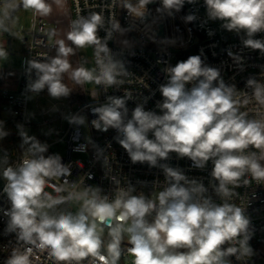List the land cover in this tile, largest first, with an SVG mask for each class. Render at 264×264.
I'll list each match as a JSON object with an SVG mask.
<instances>
[{
	"label": "clouds",
	"instance_id": "clouds-1",
	"mask_svg": "<svg viewBox=\"0 0 264 264\" xmlns=\"http://www.w3.org/2000/svg\"><path fill=\"white\" fill-rule=\"evenodd\" d=\"M152 2L113 0V5L119 3L129 16L143 22L148 15L147 5ZM194 2L160 0L156 11L173 16L185 3ZM63 3L64 0H21L24 9L39 16L50 15L53 5ZM204 3L209 20L221 21V27L229 32H243V46L264 54V40L255 38L264 32V0ZM183 20L192 23L196 16L188 14ZM0 29L7 31L2 20ZM101 29L106 33L103 38L98 35ZM130 30L123 28L115 15L107 25L101 12L79 16L67 33L71 46L57 40L54 57L46 62L28 61V72H35L28 90L39 94L47 89L52 98L68 97L73 90L63 82L65 73L76 84L94 81L108 87L122 85L120 77L127 76L128 69L112 53L108 42L114 34ZM123 43L129 44L127 40ZM88 46L95 48L98 72L83 66L73 68L69 60L76 49ZM5 55L0 48V57ZM228 55L242 65L240 55L231 51ZM164 71L167 82L159 86L163 97L157 104L159 114L138 103L128 118L126 103L132 95L127 91L123 96H108L104 104L91 110L96 116L91 126L102 132L117 130V142L133 164L147 163L150 168L162 169L167 187L155 200L143 193L134 195L136 189L130 184L118 187L114 199L91 186L83 192L54 197L45 188L53 178L64 177L67 184L70 165L62 163L59 154L45 156L48 145L17 126L24 158L13 165L7 155L0 157L3 192L10 201V208L3 210L8 217L5 231L15 234V246L4 264H40L42 255L52 264H119L125 236L133 264H231L229 257L240 260L252 255L249 218L243 208L229 200L234 195L232 188L241 186L242 177L250 175L257 183L264 182V119L247 118L240 108L249 99L241 101L235 85L226 84L220 70L204 64L200 55H191ZM246 87L252 90V98L264 106V83L249 78ZM65 118L74 125L87 123L83 115ZM8 134L0 122V140ZM250 148L258 151H248ZM170 153L188 158L197 169H205L211 161L210 186L223 202L216 203L201 181L189 179L179 168L161 164ZM248 183V179L243 180L244 185ZM53 187L57 193L65 191L63 187ZM71 200L80 202L77 212L58 207Z\"/></svg>",
	"mask_w": 264,
	"mask_h": 264
},
{
	"label": "built area",
	"instance_id": "built-area-1",
	"mask_svg": "<svg viewBox=\"0 0 264 264\" xmlns=\"http://www.w3.org/2000/svg\"><path fill=\"white\" fill-rule=\"evenodd\" d=\"M72 21L79 16H87L92 12H101L107 25L109 18L115 15L123 28H131L123 35H130L136 41L134 46H121L116 43L117 37L121 34H114L113 39L108 42V47L116 58L125 62L128 75L120 77L124 80L122 85L108 87L100 84L86 93V99L70 103L65 99H60L62 107L68 108L69 115H82L85 113L91 121L96 118L92 113V108L106 102L108 96H123L130 92L132 99L128 100L126 106L129 110L128 118H131L132 110L138 103H142L145 110L155 111L159 114L157 104L162 102L163 97L159 92V86L167 82V74L164 69L167 66H174L177 62L186 60L191 55H200L204 64L218 68L221 77L228 85H235L237 97L243 101L249 99L247 105H242L240 110L246 112L249 119H264V106L259 105L252 98V90L246 87L249 78H255L264 83V54L259 50H252L243 46L242 40L246 38L243 32H229L221 27V21L209 20L206 14L204 0H195L194 3H185L187 14H194L196 20L192 23H185L183 17L186 16L181 10L173 16L161 15L156 9L160 7V0H153L147 5L148 15L145 20H135L129 16L126 9L120 7L119 3L113 5V0H68ZM161 27L163 33H161ZM51 28L41 19L36 18L32 30L24 37V53L27 57V66L21 72L17 91L14 93L1 90L3 100L0 110V122H3L4 129L9 133L0 140V157L5 155L9 158V163L16 165L23 157V149L20 147L22 138L19 135L18 125L23 126V130L33 127L31 116L29 115V103L31 93L27 85L31 79H35V72H28V61L38 60L46 62L50 59ZM211 33V35H210ZM6 31L0 29V37L5 36ZM100 37L106 35L101 29L98 33ZM257 39L264 40V32L257 33ZM95 70L98 72L96 63L95 48L91 46ZM78 53L80 67L87 61ZM231 51L243 58V63L237 64L229 55ZM11 52V48L9 50ZM191 87V85H188ZM47 89L38 95H46ZM37 95V94H36ZM93 96L95 99H93ZM78 108V109H77ZM2 111L6 112L5 117H1ZM66 114H61V120L67 119ZM61 130L59 137L51 141L49 136L35 135L41 142L48 145V155L54 144L63 142L66 144V152L60 155L62 163L70 165L71 175L65 178H53L49 180L45 191L52 194L67 196L69 192H83L85 188L91 186L98 187L102 194L114 199L118 187L127 188L128 185L135 187L134 195L143 193L146 197L155 200L160 191L167 187L164 180V173L160 167L150 168L147 163L133 164L124 150L117 142L116 137L120 134L115 129L107 132L97 131L91 126V140L87 141L82 126L70 124ZM44 125H50V121H45ZM57 134L56 130H51ZM122 138V136L120 137ZM151 137V133L149 134ZM248 151H258L249 149ZM47 156V154H44ZM170 167L181 169L189 179L201 181L208 187V195H211L216 203H222L221 198L213 192L210 181L212 170L211 161L205 169H197L188 158H178L176 153H170L169 159L160 161ZM118 181L117 184L113 181ZM248 179L247 185L243 180ZM4 184L5 181L3 180ZM53 185L63 187L65 191L57 193ZM232 188V186H230ZM234 195L229 202L245 210L249 218V230L251 238L249 246L252 255L233 260L236 264H256L255 252L257 247L264 242V182L257 183L246 175L241 178V186L232 188ZM59 208L77 212L80 202L71 200L59 205ZM10 208V201L0 187V264H4L12 247L15 246V234L5 231L8 217L3 214V210ZM229 246V245H225ZM122 247L120 260L131 256L127 252L129 246ZM39 255V254H38ZM122 262V261H121ZM40 264H52L46 255L40 256ZM84 264H88L87 261Z\"/></svg>",
	"mask_w": 264,
	"mask_h": 264
},
{
	"label": "rangeland",
	"instance_id": "rangeland-1",
	"mask_svg": "<svg viewBox=\"0 0 264 264\" xmlns=\"http://www.w3.org/2000/svg\"><path fill=\"white\" fill-rule=\"evenodd\" d=\"M183 13L186 15L185 11L182 9ZM187 12V11H186ZM14 36V35H13ZM12 38V36H11ZM52 40V38H51ZM127 40L129 44H124L123 41ZM134 38L130 35H119L117 37L116 43L121 46H134L136 43ZM13 48L14 53L8 52L5 56L0 57V76H2V71L9 73L10 77H6L8 83L11 85V90H13L14 86L13 82L15 80V76H12L14 72H17V70L22 69L24 70L27 66V57L22 52V38L16 37L13 42ZM6 52V51H5ZM79 55H82L86 58V62L82 65L83 67L92 70L95 69V63L93 61V52L91 49V46L79 49ZM77 65H79L78 61V53H77ZM14 75V74H13ZM69 82L70 87L73 90L72 94L74 96V100L81 101L83 98L86 99V93L93 91L97 84L93 82H86L84 84H76L70 77L69 74ZM2 90L5 88L4 85H2ZM85 88V90H84ZM15 91V90H14ZM78 109V108H77ZM68 108L62 107L60 98H52L49 94L46 95H36L32 94L30 96V103H29V115L31 116L33 127L28 129V133H32L34 135H44L49 136L51 138V141H55L57 137H59V133L61 130L67 128L68 126V120H61V114H68ZM84 117H86L87 123L83 125V129L85 132V137L87 141L91 140V126L89 119L85 113L82 114ZM6 112L2 111L1 117H5ZM45 121H50V125H44L43 123ZM51 130H56L57 134H53ZM50 152L52 155L59 154L64 155L66 152V144L63 142L56 143L51 147ZM105 239H107V229H105L104 233ZM123 246H129L127 244V237L125 236L124 241L122 242ZM123 264H133L134 257L129 256L128 258L121 260Z\"/></svg>",
	"mask_w": 264,
	"mask_h": 264
},
{
	"label": "crops",
	"instance_id": "crops-1",
	"mask_svg": "<svg viewBox=\"0 0 264 264\" xmlns=\"http://www.w3.org/2000/svg\"><path fill=\"white\" fill-rule=\"evenodd\" d=\"M69 4L68 0H64L62 6L58 7L53 5V11L50 15L39 16L31 9H24L21 0H0V20L4 22V25L7 28L6 35L0 37V48H3L6 51V54H8L11 48V53H14V39L20 37L22 38V52L24 53V37L32 30L36 18L43 20L51 28L52 33L50 34V42L54 48L57 47V40H64L66 44L71 46V42L67 41V33L70 31L72 23ZM22 71V69H19L17 72L13 73L14 75L12 74V76L16 77L13 82V85H15L13 90H11V85L6 80V77L10 74L2 71V76H0V88L2 85H4L5 88L3 90L1 88V90L11 93L16 92ZM28 129L26 130L27 132ZM28 134L30 136H35L32 133ZM46 154L48 156V151ZM255 262L256 264H264V242L257 247L255 252Z\"/></svg>",
	"mask_w": 264,
	"mask_h": 264
},
{
	"label": "trees",
	"instance_id": "trees-1",
	"mask_svg": "<svg viewBox=\"0 0 264 264\" xmlns=\"http://www.w3.org/2000/svg\"><path fill=\"white\" fill-rule=\"evenodd\" d=\"M186 7L184 6L183 7V10L185 11V13L187 14V12H186V9H185ZM56 48L57 47H53V48H50V58L51 57H54L55 55H56ZM69 60H70V62H71V64H72V66H73V68H77V67H79L78 65H77V50H75V54L74 55H72V56H70L69 57ZM63 82L71 89V87H70V82H69V73H65V74H63ZM46 94H48V92H46ZM60 99H65V100H67V101H69L70 103H74L75 102V100H74V96H73V94H72V92L70 93V95L68 96V97H62V98H60ZM82 100V102L84 101V99L83 98H81ZM2 104H3V100L1 99V88H0V110H1V108H2ZM227 247V246H226ZM230 261H231V264H236L235 262H234V260H233V257H229L228 258Z\"/></svg>",
	"mask_w": 264,
	"mask_h": 264
},
{
	"label": "water",
	"instance_id": "water-1",
	"mask_svg": "<svg viewBox=\"0 0 264 264\" xmlns=\"http://www.w3.org/2000/svg\"><path fill=\"white\" fill-rule=\"evenodd\" d=\"M225 30V29H224ZM161 33H163V28L161 27ZM0 187L1 188H4V182H3V179L2 178H0ZM119 264H123L122 262H121V260L119 261Z\"/></svg>",
	"mask_w": 264,
	"mask_h": 264
}]
</instances>
